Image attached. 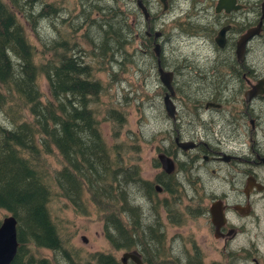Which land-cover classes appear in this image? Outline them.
Here are the masks:
<instances>
[{
	"label": "flooded vegetation",
	"instance_id": "flooded-vegetation-1",
	"mask_svg": "<svg viewBox=\"0 0 264 264\" xmlns=\"http://www.w3.org/2000/svg\"><path fill=\"white\" fill-rule=\"evenodd\" d=\"M129 1L140 27L129 32L154 59L170 142L155 148V173L141 175L149 188L136 192L140 220L147 212L145 262L133 245L124 252L141 264H206V245L224 264H264V0ZM177 38L203 54H166ZM160 69L171 72V89ZM168 225L178 231L169 235ZM177 240L193 249L184 263L167 246Z\"/></svg>",
	"mask_w": 264,
	"mask_h": 264
},
{
	"label": "trees",
	"instance_id": "trees-1",
	"mask_svg": "<svg viewBox=\"0 0 264 264\" xmlns=\"http://www.w3.org/2000/svg\"><path fill=\"white\" fill-rule=\"evenodd\" d=\"M15 2L0 0V112L10 121L5 124L0 118V222L1 211L13 214L18 239L10 264H60L40 249L61 250L69 264H89L64 249L49 202L62 197L85 210L92 204L111 246L135 245L133 235L142 221L136 192L149 188L140 166L128 156L131 150L138 152L139 141L133 143L126 135L121 139L124 113L109 106L104 112L111 124L109 143L92 105L105 89L96 77L105 70L91 62L93 55L100 65L123 64L119 58L132 42L124 31L128 24L113 10L116 5L103 10L94 3L101 18L91 19L88 12L84 22L97 26V33L86 32L84 40L59 33L49 45H41V52L51 51L50 57L39 59ZM109 12L113 16L106 19ZM43 15L44 9L38 17ZM23 17L32 20L35 30L33 13ZM84 42L90 47L87 52L81 47ZM41 76L48 84L47 96L40 88ZM55 154L59 167L49 170L48 157ZM93 254L92 264H122L110 253Z\"/></svg>",
	"mask_w": 264,
	"mask_h": 264
},
{
	"label": "rangeland",
	"instance_id": "rangeland-1",
	"mask_svg": "<svg viewBox=\"0 0 264 264\" xmlns=\"http://www.w3.org/2000/svg\"><path fill=\"white\" fill-rule=\"evenodd\" d=\"M94 3L100 5L103 10L107 6L116 5L113 7L115 12L118 11V13L122 14L121 12L125 11L124 14L126 15L122 20L128 26L125 27L126 29L124 31L132 42L127 46L126 53L121 58H119L120 55L118 56L121 62H123L120 66L117 63L100 65L101 63H98V57L93 55L91 62L97 67H102V70H105L96 72V77L101 80L105 89L98 98V102L92 105L98 112L97 117L101 121L102 133L109 143L113 139L111 136V124L109 121L104 120L105 109H108L109 106L117 107L124 113L125 121L121 130V139L126 135L131 139H135L133 143L139 141L140 147L138 152L131 150L128 152V156L131 159V163H136L140 166L141 175L148 179L156 171V169L151 167L153 158L156 156L155 148L163 147L170 140L167 139L168 142L165 141L167 134L164 133L166 125L161 105L162 94L160 82L156 78L154 59L152 56L149 57L145 53H141L140 49H142V45H140L139 38H136L133 32H129V28L135 29L136 31L140 29L137 23L134 25L130 24L132 21L130 9L134 2H130L129 0H84L82 3H79L77 0H16L13 6L17 9L18 17L25 24L27 34L30 35L31 41L36 46V56L41 59V55H45L48 58L51 55V51H48V49L41 52L43 49L41 46L42 43L48 44L52 42L53 39L59 37V33L83 40L82 35H85L86 32H89L91 36L95 32L97 33V26L88 25L84 22L88 12H91V19L101 18V13H97L98 11L95 8L96 4ZM30 4L32 7H30ZM43 9L46 15L38 17V13L43 12ZM29 12H32L35 16V30L32 20H26L23 17L24 15L28 16ZM109 13L110 15H107L106 19L113 16L111 12ZM140 17L142 18V16ZM195 42L200 43V40H195ZM197 45L194 42H181L180 38H177L171 41V46H165V52L166 54H171V48H176L175 52H196L198 57V54H203L202 52L204 51L200 50ZM81 47L85 51L90 48L86 44L81 45ZM199 58L201 57L199 56ZM90 59L91 57L88 55L85 60L88 61ZM39 83L43 94L47 96L49 88L44 76L40 77ZM0 118L5 124L10 122L8 117L2 112H0ZM56 157V154L48 157L49 166L47 168L49 170L59 167L55 161ZM205 185L210 188L208 180L205 182ZM49 205L51 215L56 222L57 229L64 241V249L68 251V255L72 256L75 260L92 264L94 262L93 253L105 252L112 254L116 260L120 261L122 253L127 247L115 248L111 246L104 235L103 220L97 214L92 204H89L86 210L79 209L73 207L66 199L62 197L55 198L53 196ZM146 213H142L144 217L142 216L143 219L139 225L137 236L135 235L133 237L136 240V244L130 247L131 249L136 248L141 251L144 262V251H146L144 245L147 232L145 230ZM5 215H7L6 212L1 211V218ZM191 229L193 228L186 227L184 233H187ZM176 231H178L176 227L168 225L169 235H173ZM140 239L143 240V243ZM167 246L169 250L173 249L174 255H180L182 257L184 260H182L183 263L188 256L187 250H190V252L193 250L190 246H187V250L184 249L181 240L175 241L171 248L169 244ZM201 249L206 264H210L213 260H220V264H224V257L220 258L215 249L206 245ZM165 250L166 248L164 247ZM40 252L54 262L69 264V257L64 256L61 250L52 252L48 249H40ZM129 264L134 263L129 261Z\"/></svg>",
	"mask_w": 264,
	"mask_h": 264
},
{
	"label": "water",
	"instance_id": "water-1",
	"mask_svg": "<svg viewBox=\"0 0 264 264\" xmlns=\"http://www.w3.org/2000/svg\"><path fill=\"white\" fill-rule=\"evenodd\" d=\"M160 71V77L165 83V85L171 89L169 80L171 72H164L162 69ZM166 79V81H165ZM168 111L171 115L170 104H167ZM191 143H179L181 146H186ZM159 159L171 166V160L168 157L162 155ZM84 239V238H83ZM18 249V239H17V220L14 215H5L0 222V264H10L14 259ZM131 258L137 264H141L142 261L140 257L131 252H124L121 256V261L123 264H127V259Z\"/></svg>",
	"mask_w": 264,
	"mask_h": 264
},
{
	"label": "bare ground",
	"instance_id": "bare-ground-1",
	"mask_svg": "<svg viewBox=\"0 0 264 264\" xmlns=\"http://www.w3.org/2000/svg\"><path fill=\"white\" fill-rule=\"evenodd\" d=\"M99 18V17H98ZM13 215V214H12Z\"/></svg>",
	"mask_w": 264,
	"mask_h": 264
}]
</instances>
